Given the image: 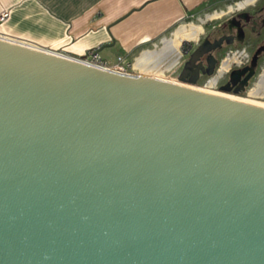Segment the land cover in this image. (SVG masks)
Masks as SVG:
<instances>
[{
    "label": "water",
    "instance_id": "water-1",
    "mask_svg": "<svg viewBox=\"0 0 264 264\" xmlns=\"http://www.w3.org/2000/svg\"><path fill=\"white\" fill-rule=\"evenodd\" d=\"M180 82L0 36V264H264V106Z\"/></svg>",
    "mask_w": 264,
    "mask_h": 264
},
{
    "label": "crops",
    "instance_id": "crops-1",
    "mask_svg": "<svg viewBox=\"0 0 264 264\" xmlns=\"http://www.w3.org/2000/svg\"><path fill=\"white\" fill-rule=\"evenodd\" d=\"M242 2L0 0V14L10 11L9 18L0 21V36L75 58H85L91 51H97L107 64H115L119 56L134 64L143 52L160 50L165 42L174 40L181 26L203 25L216 12L235 15L244 10L245 5H239ZM188 42L178 41L179 46L165 58L167 61L163 59L162 65L179 58Z\"/></svg>",
    "mask_w": 264,
    "mask_h": 264
},
{
    "label": "flooded vegetation",
    "instance_id": "flooded-vegetation-1",
    "mask_svg": "<svg viewBox=\"0 0 264 264\" xmlns=\"http://www.w3.org/2000/svg\"><path fill=\"white\" fill-rule=\"evenodd\" d=\"M243 1L244 12L213 25L195 47L193 42L183 45L188 58L178 78L189 86L210 87L213 91H205L212 93L264 102V92L255 93L264 72V0Z\"/></svg>",
    "mask_w": 264,
    "mask_h": 264
},
{
    "label": "bare ground",
    "instance_id": "bare-ground-1",
    "mask_svg": "<svg viewBox=\"0 0 264 264\" xmlns=\"http://www.w3.org/2000/svg\"><path fill=\"white\" fill-rule=\"evenodd\" d=\"M219 16L220 14L209 15L208 19H214ZM200 31H202L201 26L194 25L193 23L181 26L176 31L174 35V40L165 42L164 46L160 50L143 52L140 56L137 57L135 63L133 64V67L139 70L140 72H142L140 73L142 77H149V78L153 77L160 81H169V80H165L163 78L157 77L156 75H149V73L157 72L159 74H163V69L160 70V68L163 66L162 61L163 59L169 57L173 53V51L177 49V47L179 46L178 41L180 40L189 41V40L197 39ZM58 54H62V53H58ZM169 67L170 66H168L167 69ZM262 92H264V72L262 73V76L260 78V81L258 82L257 88L255 89V93H257V95ZM262 94L264 96V93ZM233 99H236V98H233ZM237 100H240V99H237ZM241 101H244V100H241ZM245 102L251 103L249 101H245ZM251 104H254V103H251ZM255 105L264 106L263 103H255Z\"/></svg>",
    "mask_w": 264,
    "mask_h": 264
},
{
    "label": "rangeland",
    "instance_id": "rangeland-1",
    "mask_svg": "<svg viewBox=\"0 0 264 264\" xmlns=\"http://www.w3.org/2000/svg\"><path fill=\"white\" fill-rule=\"evenodd\" d=\"M242 12H244V11H240V13H242ZM211 15H216V14L213 13ZM232 16H233L232 13H227L225 15H224V13H220L219 17H221V18H217V19H214V20L208 19L209 21H207L203 25L201 24L200 26L202 28V32L198 35V38L196 40L193 39V41H190V42H193L192 43V45H193L192 47L196 46V44H197L199 38L201 37V35H203V37H207L208 36V34H209L210 30L212 29L213 25H215L217 23H220V22H223L225 20H229V19L232 18ZM197 25H199V24H197ZM184 48L182 47V49L180 51L179 58L174 59L171 63L167 64L166 66H162L160 68V70L163 69V74H159L157 72H151V73H149V75H156L157 77L163 78L165 80H171V81L179 82L178 73L180 71L181 66L184 64V61L188 58V56H186V54L183 51ZM172 63H174V64H172ZM168 66H170V67L167 69ZM172 68H174V69H172ZM134 72H136V71L134 70ZM140 73H142V72H140ZM143 74H145V73H143ZM180 83H182V82H180ZM185 85H188V84H185ZM196 87L199 88V89H202V90L208 89L210 91H213L212 88L206 87V86H202V85H196ZM244 101H249V102L254 103V104L255 103H263L264 104V102H258V101H255V100H253V101L252 100H244Z\"/></svg>",
    "mask_w": 264,
    "mask_h": 264
},
{
    "label": "built area",
    "instance_id": "built-area-1",
    "mask_svg": "<svg viewBox=\"0 0 264 264\" xmlns=\"http://www.w3.org/2000/svg\"><path fill=\"white\" fill-rule=\"evenodd\" d=\"M10 16V11L5 10L0 14V21L5 22ZM82 62L96 66L115 70L121 73H135L133 68V63H129L124 57L119 56L115 64L105 63L99 56L97 51H91L85 58H78Z\"/></svg>",
    "mask_w": 264,
    "mask_h": 264
}]
</instances>
